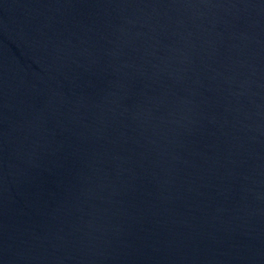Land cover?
<instances>
[{
  "label": "water",
  "instance_id": "water-1",
  "mask_svg": "<svg viewBox=\"0 0 264 264\" xmlns=\"http://www.w3.org/2000/svg\"><path fill=\"white\" fill-rule=\"evenodd\" d=\"M0 264H264V0H0Z\"/></svg>",
  "mask_w": 264,
  "mask_h": 264
}]
</instances>
